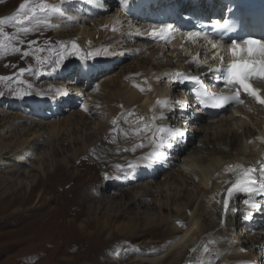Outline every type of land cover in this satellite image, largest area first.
Returning a JSON list of instances; mask_svg holds the SVG:
<instances>
[{
  "label": "bare ground",
  "instance_id": "1",
  "mask_svg": "<svg viewBox=\"0 0 264 264\" xmlns=\"http://www.w3.org/2000/svg\"><path fill=\"white\" fill-rule=\"evenodd\" d=\"M48 1L52 4L77 3L72 16L55 18L53 23L57 27L56 36L75 38L81 47L90 49L93 56H96L89 59L99 64L86 63L85 68H88L86 71L89 70V74L98 70L92 67L101 65L103 68L102 63H108L114 57L118 59L132 47V54L146 58L140 61L133 76L118 81L117 85L108 86L107 89L104 87L102 93L95 97L94 94L79 90L76 85L63 86L47 97L29 98L27 106L20 101L8 100L4 105L8 108L0 109V194H15L25 203L37 192V206L25 209L22 206L17 211V216L41 210L48 212L54 208L48 210L46 205L55 203L64 207L62 212L73 216L69 219L70 223H77L75 217L81 214L83 208L76 204H80V200H86L92 201L91 208H97L93 212L94 221L99 227L103 224V229L109 228L113 214L115 219L122 221L115 227V231L125 236L133 234L141 226L157 232L163 229L162 241H156L157 251L147 255H142L135 249L134 252L127 242L111 243L113 235L109 233V237L112 235L107 240L109 245L100 252L94 251V259H91L97 260L107 251L109 253L110 249H115L112 257L106 256L107 264H124V248H131V264H215L212 255L219 256L216 253L217 247L222 251L217 260H220L218 264H247L251 261V255L240 250L249 241L240 239L245 230L238 233L234 213L229 211L227 222H221V200L225 189L231 183L241 181L248 169L253 174L264 168V131L261 138L257 136L264 111L255 107H240L223 116L204 119L196 129L192 126L191 129L203 135L196 136L185 148L181 155L184 160L178 166L176 158H171L172 154L167 149L159 148L160 139L163 138L167 143L171 136L169 126L175 129L183 127L182 115L177 113L183 101L180 95L175 94V88L166 85L163 75L164 68L171 66L175 58L162 54L158 46L130 41L131 25L123 20L116 9L111 6L108 9L105 2ZM82 67L81 70H85ZM261 85L264 87V81ZM57 90H60L59 93ZM80 100L85 102L81 115L55 120L52 109L59 110L61 101L75 105ZM16 106L27 110L26 113L13 114ZM102 111L104 114H100ZM94 115L101 120L93 122L95 125H92L93 120L88 119H92ZM84 124L91 125H85L82 133L78 135L70 134L67 138L69 141L59 137L60 130L71 133L73 129L83 127ZM16 127L22 129L19 134H3ZM46 132L51 136L42 141ZM78 141L81 142L79 147L76 144ZM43 143L48 149L39 151L38 148ZM64 143L66 148L70 147L71 151L67 149L70 153ZM160 151L164 152L163 157L150 156ZM50 166H53V176L48 173ZM163 167L173 173L166 177L165 183L156 184L153 178ZM82 171L91 172L95 180L87 179L88 182L81 185L78 178ZM67 172H73V178L69 181L66 178L65 184L55 187L53 179L61 178ZM146 173H149L150 179L142 183ZM41 174L47 183H43V180L45 187L38 192L41 180L36 181V177ZM33 181L36 182L31 184ZM130 183L136 185L120 190L119 194L116 193L118 189L113 193L109 191L117 185ZM180 185L183 187L181 190L178 189ZM119 196L126 203H121L117 199ZM154 196H158V200ZM150 197L153 198L150 204L161 211L168 210V213L160 212L155 217L145 211L141 212L142 208L152 210L145 206L148 205L145 203ZM1 198L3 197L0 195ZM232 200L231 207L235 208L237 198ZM127 204L129 210L126 211ZM174 204L177 205L176 209L172 207ZM135 208L138 210L135 211ZM125 211L128 216L124 217ZM241 214L243 212L239 211L238 215ZM88 223L87 219L82 220L77 223V227L86 231ZM260 235L256 234L252 242L262 244L263 238ZM92 248L97 246L73 241L71 248L65 253L79 254ZM75 257L76 255H72L70 261Z\"/></svg>",
  "mask_w": 264,
  "mask_h": 264
},
{
  "label": "rangeland",
  "instance_id": "2",
  "mask_svg": "<svg viewBox=\"0 0 264 264\" xmlns=\"http://www.w3.org/2000/svg\"><path fill=\"white\" fill-rule=\"evenodd\" d=\"M40 2L41 0H0V20L3 21V23L0 24V28L3 29L4 33V35L0 36V109L8 108L4 106L9 102L8 100L20 101L27 106L29 98L31 97H47L51 95L57 88H60L61 85L66 83L65 78H63L65 77V71L69 70V72H71L70 68L74 64L77 65L75 68L80 66L76 69V71H73L77 75L82 72L81 66H83L82 69H88L85 68L87 67L86 63H90L93 65L99 64L97 61L89 59V57L96 58V56H93V52L90 49L81 47V45L75 38L67 39L66 37L56 36L55 32L57 27L56 25H54L53 19L58 17L64 18L67 16H72V14L75 13V6L77 3L63 2L64 4H52L50 1L44 0V2L47 4L55 6L57 5L59 13H40L38 9V5ZM21 3L25 4V9L23 10L19 8V5ZM33 7H37V18L25 20V13ZM73 42L78 45V50L72 49ZM14 49L19 50L16 51ZM65 49H67V51H65ZM133 50L134 47H132L129 52ZM25 52L27 53V55H24ZM128 53L124 54L127 55ZM61 55H63L64 59L61 62V65L56 68V71L53 72L51 68L55 67L54 62L55 60L59 59ZM132 55L134 56L131 58H129L130 56L124 58L125 56L121 55L118 60L114 57V59L110 62L102 63L103 68L101 65H99L98 67H92L93 69H98L94 71L91 70L92 72H95L94 74H91L92 79L90 80V83L92 85H90L89 87H76H78L79 90H84L91 94H94L93 96L95 97L96 95H99L98 93H102V89L104 87L107 89L108 86L117 85L118 81L133 76L136 72V68L140 64V61L145 60L144 57L146 56L139 57L138 54ZM41 61H43V63H41ZM82 63H84V65ZM112 63L114 64V66L116 65V67L113 66L114 68H108V70H106L107 73L100 72L101 68V70L103 71L105 67H110ZM21 69H25V71L21 73ZM80 70L81 72L79 73ZM88 71L87 73L89 74ZM47 74H51V76H43ZM72 75L73 73L71 72L70 76L67 77L68 80L72 81ZM94 78L97 79L94 80ZM84 83L88 82H86L85 80ZM72 84L73 83H68L65 86L72 87L76 85ZM83 85L86 86V84ZM47 93L48 95H46ZM84 103L85 102L83 100H80L79 103L73 105L71 102L61 101L58 111L63 112H60L59 117H55V120L68 119L81 115V112H83L84 109ZM62 106H66L65 109ZM13 110V114H21V112L24 114L27 111L21 109V106H16ZM102 113L104 114L103 111L100 112V114ZM97 115H94L92 119H88L91 121L93 120L92 123L90 121L92 125H95V123L101 120ZM91 124H84L83 127L81 126L77 129L75 128L76 130L73 129L72 132L74 131L75 133H70V131L68 133L66 131L60 130L59 137H61L62 139H67L69 138L70 134L78 135L80 132L82 133V128L84 129V127H86L85 125L89 126ZM20 131H22V129L16 127L12 131L3 132V134L14 135L19 134ZM76 131H78V133ZM196 135L197 137H201L203 133L196 132ZM50 136V133L46 132L42 138V141L49 138ZM67 141L69 140L67 139ZM67 141L65 140V142ZM80 143V141L76 142L77 147L81 146ZM44 144L45 143L39 146V151L48 149V147H45ZM65 146L67 145L64 143V147ZM69 148L70 147L66 148V150L68 149L69 151H71V149ZM183 154L184 152L182 153V155ZM59 157L63 156L59 155ZM183 160L184 158L181 156L180 159L176 160V164L178 166L181 165ZM49 169L50 171H48V173L53 176V166H50ZM172 173L173 171L163 167V169L159 171L158 175L153 178V181L156 182V184L165 183L166 177H169ZM65 174L66 175H63V177L61 178L53 179V184L55 187L65 184L67 182V179L68 181L69 179H72L74 173L67 172ZM81 174L82 175L78 178L81 185L86 184L90 178L92 181L95 180V177L89 171H82ZM118 177H123V175H118ZM36 179V181L41 180L39 188L37 190L39 192L40 189H44L45 186H43V183H47V180L44 179L43 174L38 175ZM149 179V173L145 174L142 183L145 181H149ZM36 181L31 182V184L35 183ZM135 185L136 184L134 183H130L127 185L121 184L117 185L116 187L110 188L109 191L113 193L114 190L118 189L116 193L119 194L121 193L120 190L130 189ZM182 188V185H180V188L178 189L181 190ZM47 191L49 192V189ZM48 192H46V196H48ZM2 194H0L3 197L0 199V264H94V261L96 264H107L106 256L110 255L109 257H112L111 255H114L115 249H110L109 253L107 251L106 254H102L99 258H97V260L91 259H94V251L96 253L100 252L102 248H105L109 245H107V240L109 238L111 239L112 235L113 238L110 241L111 243L117 242V244H120L123 242H127V245L130 244L131 247H133L132 250L134 252L135 250H138L142 255L154 254L157 251L158 247L156 241H162L163 229L157 232L156 230L153 231V229H145L140 225L141 227L138 228V230H136V232H134L133 234H127L125 236L120 232H116L115 227L118 226L119 222L122 221H120L121 219L118 220V218L115 219L114 214L113 216L111 215L112 221L109 228L103 229V224L99 227L98 224H96L94 221L95 215L93 214L95 213L94 211H96L97 208H91L92 201L87 202L85 200L81 202L80 200V204L79 202H77V204L76 202L74 203L83 208L81 214L75 217L76 222L79 223L80 221L86 219L87 223L89 221V227L87 228V230L82 231L78 229L77 223H70L69 219H72L73 216L62 212V209L64 207H60L55 203H48L46 205L48 210L54 208L53 210H50L48 212L47 210H41L34 213L32 212L29 215L25 214L17 216V211L22 209V206H24V209L37 206L35 204V195L37 194V192H35L34 197L30 199V201H27L25 203H23V199H19L15 194H12L10 196L6 193H4L3 195ZM154 198L158 200V196H154ZM117 199L121 203H126L125 200H122V196H119ZM152 199L153 198L150 197L145 203L148 204L145 206H147L148 208H152V210L142 208L141 212L145 211L147 214H151L155 217L159 216L160 212L168 213V210L161 211L156 208L155 205L150 204V200ZM180 202H182V200ZM172 207L176 209L177 205L174 204ZM125 209L126 211L129 210L128 204L126 205ZM136 209L137 208H135V211ZM126 211L123 215L124 217L128 216ZM102 223H104V221ZM236 223H238L236 224V227L238 229V233H240L243 230L241 225L242 223H240L238 219L236 220ZM246 232L247 231L242 233L243 235L240 236V239H248L249 242L247 245H250V241L255 238L256 234L252 235L249 234V232L248 234ZM109 233H112L110 237ZM260 236L264 238L263 235ZM73 241H80L84 245L86 244L88 246L93 244L96 245L97 248H92L89 251H86L84 253L81 252L79 254L65 253V251H69ZM134 243L136 246L133 245ZM137 244L139 245L137 246ZM216 249V253L220 256L222 254V251L219 250V247H217ZM129 250L131 251V248H124V264H131L132 258H130V256L132 257V254ZM261 251L262 250L257 251L256 249H254L249 252L248 254L251 255L250 260L255 263L260 260V254L262 253ZM72 255H76V257L75 259H73V261H70L69 258ZM212 256L215 259V264L220 263V260L217 261L219 259V256ZM212 263L213 262H207L206 264Z\"/></svg>",
  "mask_w": 264,
  "mask_h": 264
},
{
  "label": "snow or ice",
  "instance_id": "3",
  "mask_svg": "<svg viewBox=\"0 0 264 264\" xmlns=\"http://www.w3.org/2000/svg\"><path fill=\"white\" fill-rule=\"evenodd\" d=\"M19 8L21 10L25 9V4L21 3ZM38 9L40 13H54L59 11L57 6L47 4L44 2V0H41L38 5ZM36 18L37 7L29 9V11L24 15L25 20ZM2 23L3 21L0 20V24ZM216 26L227 31H234L233 22L228 19H225L222 24L219 21H216ZM170 27L171 26H160L158 30L154 29L152 31V35L164 39ZM2 35H4L3 29L0 28V36ZM192 35V33H189L190 37ZM196 35H199V33ZM213 47H215V45H213ZM72 49L78 50V45H76L75 42L72 44ZM14 50L18 51L19 49ZM65 51H67V49H65ZM24 55H27V53L25 52ZM231 55L232 61L227 65L226 68L215 69L214 71L222 73V75L219 77V80L222 81L225 87H229L232 90V94L220 96L212 95L209 100H205L198 96L197 99L199 100L200 105L205 107L210 106L212 108H220L236 102L243 103V99L241 98L242 94L246 97L254 99L257 104L264 105V96L260 94L259 89L253 86L254 80H264V39H257L251 36L242 40L233 39L231 42ZM63 59L64 57L61 55L59 59L55 60V67L51 68L53 72L56 71V68L61 65ZM41 63H43V61H41ZM20 71L23 73L25 69H21ZM185 79L202 83L200 77L198 76L184 77L183 74H177L176 82H184ZM59 91L60 90H57L58 93ZM168 131H170L171 136L167 143H165L163 138L160 139L159 148L161 149L173 147L174 141L182 139L185 135L184 131L172 128L171 126H169ZM157 155L159 157H163L164 152L160 151L158 154H150V156ZM117 167L120 166L117 165ZM251 171V169H248L245 173V178L242 181L233 182L225 189V195L221 200L224 213L223 217L221 218L222 223L227 222L229 211H239L238 209L231 207L230 202L234 194L242 192L247 193L249 196L255 194L264 196V183H261L259 180H252L248 175V173ZM243 202L253 211L260 210L262 207L256 201L249 199H245ZM205 251H207V249H205Z\"/></svg>",
  "mask_w": 264,
  "mask_h": 264
}]
</instances>
